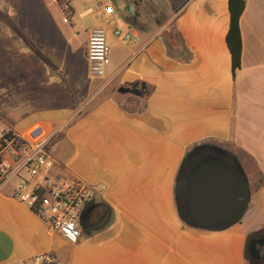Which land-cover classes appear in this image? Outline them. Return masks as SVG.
Masks as SVG:
<instances>
[{"label": "crops", "instance_id": "0c3cea01", "mask_svg": "<svg viewBox=\"0 0 264 264\" xmlns=\"http://www.w3.org/2000/svg\"><path fill=\"white\" fill-rule=\"evenodd\" d=\"M60 1L0 0V124L32 143L49 139L51 174L103 187L85 206L98 208L99 226L67 242L10 196L11 181L0 188V264L46 253L59 264H253L247 244L264 230V0H244L234 75L228 0H135L128 27L100 0L92 29L106 31L104 78L88 71L92 29L81 37L71 0ZM118 29L137 41L116 38ZM135 82L148 93L118 92ZM202 144L233 154L246 178L248 201L232 223L226 208L195 207L192 166L184 189L196 217L184 220L176 178Z\"/></svg>", "mask_w": 264, "mask_h": 264}, {"label": "built area", "instance_id": "2783aa9c", "mask_svg": "<svg viewBox=\"0 0 264 264\" xmlns=\"http://www.w3.org/2000/svg\"><path fill=\"white\" fill-rule=\"evenodd\" d=\"M104 10H107L105 4ZM101 5H98V7ZM113 35L135 43L131 32L114 30ZM110 48L106 31L98 27L91 30L87 40L86 58L91 76L102 78L109 65ZM49 139L29 142L11 127L0 124V188L18 179L10 196L27 206L34 214L48 222L51 229L67 242L75 244L81 237L80 215L85 206L93 202L103 189L81 179H62L49 174L54 159L46 151ZM26 169L27 177L21 176ZM34 264H59L51 253L36 255ZM22 264V263H18Z\"/></svg>", "mask_w": 264, "mask_h": 264}, {"label": "water", "instance_id": "95a60500", "mask_svg": "<svg viewBox=\"0 0 264 264\" xmlns=\"http://www.w3.org/2000/svg\"><path fill=\"white\" fill-rule=\"evenodd\" d=\"M129 11H133V7L129 8ZM118 92L141 96L139 82H135L130 86H120ZM205 147L218 149L209 144L195 146L182 161L176 178L177 182L181 179L186 160ZM198 170L193 181L195 207L204 211H215V213H219L226 208L227 220L225 223L234 222L245 207L249 195L246 178L240 166L237 165L236 168H233L226 167L222 163L205 162L198 167ZM83 216L84 213L81 217L83 218ZM98 226L87 228L85 223H80L82 232L87 229H95ZM250 248L252 251L257 252L255 242L251 244Z\"/></svg>", "mask_w": 264, "mask_h": 264}, {"label": "flooded vegetation", "instance_id": "af4514ba", "mask_svg": "<svg viewBox=\"0 0 264 264\" xmlns=\"http://www.w3.org/2000/svg\"><path fill=\"white\" fill-rule=\"evenodd\" d=\"M205 162H213L217 164H225L226 167H237V159L236 157L227 152H223L218 149H214L212 147H205L201 149L199 152L193 154L190 158L186 160L184 170L181 175L180 185H179V204L180 209L184 215V218L189 221H195V214H193L191 210V204L189 196L186 194V190L184 189L186 174L192 166V170L197 172V169L200 165ZM193 171V173H194ZM240 173V172H239ZM239 176H241L239 174ZM190 192V191H189ZM82 213H84L83 218L81 217ZM98 208L94 206H87L83 209L80 215V223H85L86 226H93L95 219L97 218ZM211 217V216H209ZM227 220V218H226ZM221 220H209L208 222H204L206 224H218ZM255 242L257 252L251 250V244ZM247 255L250 261L253 264H264V230H260L254 234H252L249 238L247 244Z\"/></svg>", "mask_w": 264, "mask_h": 264}, {"label": "rangeland", "instance_id": "374dc122", "mask_svg": "<svg viewBox=\"0 0 264 264\" xmlns=\"http://www.w3.org/2000/svg\"><path fill=\"white\" fill-rule=\"evenodd\" d=\"M100 0H71V3H72V6H73V9H74V12L70 15V21L72 23H74L77 27V31L79 32L80 36L81 37H86L89 33V31L95 27V25L97 24V22L99 21V16L97 14V12L99 11L98 8H96V5L99 3ZM135 3L137 4V1L135 0H107L106 2V7L107 9L109 10L108 12L111 13V14H114L115 18H117L119 24H121L123 27H128L127 26V23H126V15L129 14V11H128V6H131L133 7V11H131V13H134L135 12ZM87 7H92V13H88V14H80V12L82 10H84L85 8ZM136 20H138V24L140 25H144L146 26L147 24V19H145L144 15L142 14L141 15V18H136ZM170 32L172 33V27H171V24H170ZM120 32L122 31V29H118ZM123 31H129L128 29L127 30H123ZM130 32V31H129ZM106 76V75H105ZM104 76V77H105ZM102 77V78H104ZM110 86H106L104 87V92H107V90L109 89ZM247 167V174L248 177L249 175L252 173H254L252 171V167L251 165H247L245 166ZM49 174L52 173L51 171L48 172ZM21 176L22 177H27V173H26V169H23L21 171ZM13 181H19L18 179L16 180H13Z\"/></svg>", "mask_w": 264, "mask_h": 264}, {"label": "trees", "instance_id": "16d2710c", "mask_svg": "<svg viewBox=\"0 0 264 264\" xmlns=\"http://www.w3.org/2000/svg\"><path fill=\"white\" fill-rule=\"evenodd\" d=\"M61 4L63 0L60 1ZM244 0H228L229 11V26L225 36L226 46L230 53L231 58V71L235 74L236 69L240 67L241 53H242V41L239 29V18L244 10ZM174 35L168 31V38L173 42ZM141 95L144 96L148 93L145 83H140Z\"/></svg>", "mask_w": 264, "mask_h": 264}]
</instances>
